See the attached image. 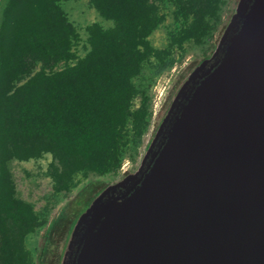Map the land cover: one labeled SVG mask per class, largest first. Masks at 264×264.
<instances>
[{
    "label": "water",
    "instance_id": "water-1",
    "mask_svg": "<svg viewBox=\"0 0 264 264\" xmlns=\"http://www.w3.org/2000/svg\"><path fill=\"white\" fill-rule=\"evenodd\" d=\"M228 27L158 155L81 213L71 264H264V0Z\"/></svg>",
    "mask_w": 264,
    "mask_h": 264
},
{
    "label": "trees",
    "instance_id": "trees-1",
    "mask_svg": "<svg viewBox=\"0 0 264 264\" xmlns=\"http://www.w3.org/2000/svg\"><path fill=\"white\" fill-rule=\"evenodd\" d=\"M63 0H6L0 12V264H22L24 236L37 225L25 202L14 196L9 171L13 157L51 152L57 160V187L80 170L105 174L118 170L132 121L140 134L149 116L133 79L153 48L149 36L162 21L158 0H90L109 27H89L86 54L57 72L59 61L74 58L77 33ZM189 23L171 32L169 45L200 44L217 21L223 0H168ZM42 68L25 83L14 82Z\"/></svg>",
    "mask_w": 264,
    "mask_h": 264
},
{
    "label": "rangeland",
    "instance_id": "rangeland-1",
    "mask_svg": "<svg viewBox=\"0 0 264 264\" xmlns=\"http://www.w3.org/2000/svg\"><path fill=\"white\" fill-rule=\"evenodd\" d=\"M240 1L223 0L217 21L203 41L195 44L189 40L180 46H170L169 36L187 25L189 18L176 14V7L171 1L156 2L163 19L149 36L152 53L146 57L141 72L133 79L138 91L133 98V108L141 105L144 92L147 96L144 103L150 113L140 134H136L132 121L128 125L127 139L122 147L123 160L118 170L105 174L80 170L66 180L64 187H57L55 170H59V165L51 152L27 159L13 157L9 160L14 196L29 205L38 222L19 245L22 264H71L75 239L83 224L79 218L81 213L91 201L107 192L124 171L134 170L143 161H150L158 155L162 126L150 140L155 112L169 90L180 85L176 96L182 94L204 60L220 46L228 34V26L238 11ZM5 2L0 0V12ZM62 8L77 33L73 46L74 58L59 61L50 69L46 68V72L53 73L70 67L86 54L89 49V27L93 23L103 27L111 25V21L98 14L90 0H63ZM41 68L42 65L37 62L30 74L14 82L13 89L25 83Z\"/></svg>",
    "mask_w": 264,
    "mask_h": 264
},
{
    "label": "flooded vegetation",
    "instance_id": "flooded-vegetation-1",
    "mask_svg": "<svg viewBox=\"0 0 264 264\" xmlns=\"http://www.w3.org/2000/svg\"><path fill=\"white\" fill-rule=\"evenodd\" d=\"M179 87H180V85L176 89L172 88L171 90H169L167 92V94L164 96L160 106L158 107L157 111L155 112L154 121H153V125H152V134H151L150 140L153 138V136L156 133H159L161 126L163 127V124H164L166 118L168 117L169 112L173 108L175 100L177 99L176 95H177ZM136 169H134V170H136ZM134 170L124 171L122 177L125 176L126 174L134 171ZM63 238H64V235H63L62 239Z\"/></svg>",
    "mask_w": 264,
    "mask_h": 264
}]
</instances>
